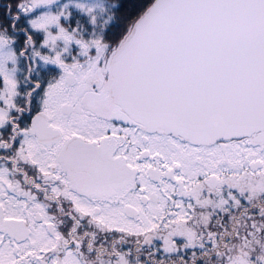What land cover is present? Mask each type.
I'll use <instances>...</instances> for the list:
<instances>
[{"label":"snow or ice","instance_id":"6c2138e0","mask_svg":"<svg viewBox=\"0 0 264 264\" xmlns=\"http://www.w3.org/2000/svg\"><path fill=\"white\" fill-rule=\"evenodd\" d=\"M0 264H264V0H0Z\"/></svg>","mask_w":264,"mask_h":264}]
</instances>
